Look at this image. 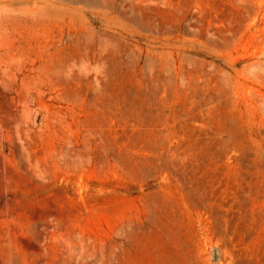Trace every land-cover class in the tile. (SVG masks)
<instances>
[{
  "label": "rangeland",
  "instance_id": "1",
  "mask_svg": "<svg viewBox=\"0 0 264 264\" xmlns=\"http://www.w3.org/2000/svg\"><path fill=\"white\" fill-rule=\"evenodd\" d=\"M102 1L0 0V264H264V0Z\"/></svg>",
  "mask_w": 264,
  "mask_h": 264
},
{
  "label": "bare ground",
  "instance_id": "2",
  "mask_svg": "<svg viewBox=\"0 0 264 264\" xmlns=\"http://www.w3.org/2000/svg\"><path fill=\"white\" fill-rule=\"evenodd\" d=\"M105 1V0H104ZM104 1H102V2H104ZM89 2V1H88ZM96 2L97 1H95V4H96ZM114 2V1H113ZM91 3V2H90ZM98 3V2H97ZM105 3V2H104ZM107 3L108 4H111V3H109L108 1H107ZM106 3V6H109L108 4ZM93 4H94V2H93ZM91 5V4H90ZM100 5V4H99ZM99 5H98V7H99ZM103 5H105V4H103ZM112 5H113V3H112ZM114 6V5H113ZM102 7V6H101ZM104 7V6H103ZM109 9H110V7H108ZM108 8H106V9H108ZM53 12L54 11H51L50 9H44L41 13H40V22L42 23V20H43V18H47L48 16H51V15H53ZM113 12V11H112ZM109 14H111V11H110V13ZM126 15V14H125ZM132 18V17H131ZM138 19V18H137ZM136 19V20H137ZM136 20H134V22L136 21ZM94 21V20H93ZM143 21V20H142ZM96 22V21H95ZM132 22V21H131ZM130 23V22H129ZM137 23H138V21H137ZM112 27V26H111ZM173 27V26H172ZM118 28V27H117ZM175 29V28H174ZM40 234V233H39ZM5 247V246H4ZM6 250V249H5ZM6 253V252H5ZM13 254V253H12ZM10 256V255H9ZM12 257V256H11ZM14 257H16V256H14ZM14 257H12V258H14ZM10 259V258H9ZM9 259L7 258L6 260H5V262H3L4 264H9V263H11V261L8 263V261H9ZM4 261V260H3ZM13 262H14V260H13ZM17 262V260L15 261V263Z\"/></svg>",
  "mask_w": 264,
  "mask_h": 264
}]
</instances>
